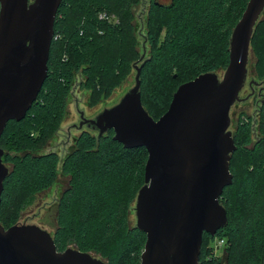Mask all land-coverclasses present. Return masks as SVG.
<instances>
[{
  "label": "trees",
  "instance_id": "1",
  "mask_svg": "<svg viewBox=\"0 0 264 264\" xmlns=\"http://www.w3.org/2000/svg\"><path fill=\"white\" fill-rule=\"evenodd\" d=\"M139 1L62 0L44 82L25 116L9 120L0 136L1 161L12 164L2 180L0 224L12 226L21 203L51 185L59 166L69 180L58 199L54 245L59 251L72 245L94 252L108 264H140L146 233L129 223V209L144 184L146 148L124 147L110 129L101 135L82 130L62 160L56 151L32 152L59 124L76 72L94 99L111 93L130 72L137 56L133 7ZM247 2L149 0L150 56L141 66L140 97L154 120L166 112L180 84L227 66L231 31ZM101 11L114 14L118 22L99 19ZM250 46L262 79L264 19L256 23ZM259 122L264 132V103ZM251 128L246 119L233 133L232 182L219 197L227 221L214 235L203 232L198 264H219L214 255L206 259L216 237L225 239L227 264H264V135L249 147ZM21 148L24 153H17Z\"/></svg>",
  "mask_w": 264,
  "mask_h": 264
},
{
  "label": "water",
  "instance_id": "2",
  "mask_svg": "<svg viewBox=\"0 0 264 264\" xmlns=\"http://www.w3.org/2000/svg\"><path fill=\"white\" fill-rule=\"evenodd\" d=\"M61 1L0 0V136L9 120L25 116L44 82ZM263 9L264 0H248L231 31L222 78L206 72L180 84L158 119L141 103L139 67L130 90L95 119L83 120L99 135L113 129L124 147L147 150L144 184L131 211L132 222L146 233L140 264H198L203 232L214 235L227 221L219 197L232 182L229 160L236 148L227 131L229 111L245 80ZM2 154L0 148V196L8 172ZM0 264L108 263L75 248L57 250L37 225L0 224Z\"/></svg>",
  "mask_w": 264,
  "mask_h": 264
},
{
  "label": "rangeland",
  "instance_id": "3",
  "mask_svg": "<svg viewBox=\"0 0 264 264\" xmlns=\"http://www.w3.org/2000/svg\"><path fill=\"white\" fill-rule=\"evenodd\" d=\"M167 3L169 0H160ZM149 7V0H140L138 4L133 7V22H134V32L136 35V44L134 49L137 53L136 58L133 59L132 69L124 78V80L116 86L111 93L106 96L100 95V98L94 99L90 96V90L87 87H83L80 84L82 73L74 75L73 84L71 86L69 95L65 100V109L60 117V122L54 128L50 137H45L40 143L36 144L35 150L32 152L34 155H39L47 151H56L60 160L64 158L68 150L72 147L75 137L79 134L80 130L85 129L94 134H98L97 129L91 127H82L79 129L77 125L80 120V116H84L87 119H94L98 113L106 108V105L113 99L121 95L122 93L130 90L135 85V75L136 69L141 67L142 62L145 61L150 56V47L146 41V19L147 10ZM259 19H264V9L259 16ZM103 63H105V60ZM256 55L253 51V47L249 48L248 63H247V76L245 77V83L242 89L238 93V100H236L230 107L229 111V125L227 131H229L233 137V133L236 126L239 123L249 120L251 123V142L248 143L249 147H252L259 138L264 135L262 132L259 121L260 112L258 113L257 99L261 100L264 95L258 98L259 88L256 87L255 94L250 99L245 100L247 93L249 92L248 84L251 80L260 81L256 74L255 68ZM225 68L216 71L219 79L222 78ZM264 93V92H263ZM19 154L24 153V149L18 150ZM231 158V156H230ZM5 167L8 172L12 168L10 162H4ZM7 172V173H8ZM69 176L63 173L58 166L57 177L55 181L49 185L47 188L36 192L35 194L27 197L20 205L17 210V217L14 224H33L46 230L51 236L56 230L57 222V204L58 199L62 192L68 185ZM136 199V198H135ZM135 205V200L132 202L129 209V223L135 225L131 220V211ZM13 224V225H14ZM70 248H75L70 246ZM97 258L106 261L99 254L90 252ZM220 254L221 251H217ZM219 264H227L226 262V252L222 251V255L218 257ZM212 264V263H211Z\"/></svg>",
  "mask_w": 264,
  "mask_h": 264
},
{
  "label": "flooded vegetation",
  "instance_id": "4",
  "mask_svg": "<svg viewBox=\"0 0 264 264\" xmlns=\"http://www.w3.org/2000/svg\"><path fill=\"white\" fill-rule=\"evenodd\" d=\"M159 2H161V3H165V2H162V1H160V0H158ZM246 76H247V73H246ZM246 80V79H245ZM245 80H244V82H243V85H242V87H241V89L243 88V86H244V83H245ZM256 87H258L259 88V93H258V98H259V96H260V99H261V95L260 94H263L264 95V79H262V80H260V81H256V80H251L250 82H249V84H248V88L250 89L249 90V92L247 93V95H246V97H245V100H247V99H250L252 96H254V94H255V90H256ZM236 100H238V96H237V99ZM235 100V101H236ZM264 103V97L261 99V100H259V99H257V107H256V109H257V111H258V113L260 112V110H261V106H262V104ZM103 111V110H102ZM101 111V112H102ZM100 112V113H101ZM99 115V113L96 115V117ZM95 117V118H96ZM94 118V119H95ZM247 119V118H246ZM83 120H88L87 118H85L84 116H80V120H79V123L81 122V124L79 125V126H77L79 129H82V127H85V126H87V127H91V128H93V129H97V131H98V128H96L95 126H94V124H92V123H89V122H86V121H83ZM78 123V124H79ZM82 130H85V129H82ZM82 130H80V132L82 131ZM108 130H110V129H108ZM108 130H106L105 132H103V133H106ZM80 132H79V134H80Z\"/></svg>",
  "mask_w": 264,
  "mask_h": 264
},
{
  "label": "built area",
  "instance_id": "5",
  "mask_svg": "<svg viewBox=\"0 0 264 264\" xmlns=\"http://www.w3.org/2000/svg\"><path fill=\"white\" fill-rule=\"evenodd\" d=\"M98 18L107 21L108 23H117L118 19L114 14L107 13L105 11H101L98 13ZM56 38V36L54 37ZM225 239L224 238H215L211 241L210 247L212 248V254L207 255L206 259L210 260L212 256L219 257L222 255V251H224L225 247ZM217 251H221L220 254H217Z\"/></svg>",
  "mask_w": 264,
  "mask_h": 264
}]
</instances>
